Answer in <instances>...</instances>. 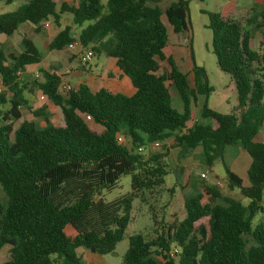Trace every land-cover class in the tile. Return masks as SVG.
<instances>
[{"label":"trees","instance_id":"16d2710c","mask_svg":"<svg viewBox=\"0 0 264 264\" xmlns=\"http://www.w3.org/2000/svg\"><path fill=\"white\" fill-rule=\"evenodd\" d=\"M68 1L26 0L17 10L0 14V35L6 38L22 24L35 32L46 21L60 27L61 17L69 15L80 28L77 38L65 27L48 43L49 52L78 40L83 48L115 60L94 91L80 83L61 93L63 76L54 69L40 70L42 79L32 88L59 108V121L42 107L32 111L23 97L25 87L18 83V71L42 61L33 41L22 37V51L8 56L0 45V250L8 247L1 264H54L53 256L58 264H82L76 253L80 248L98 256L112 254L123 240L133 200L143 201L145 192L158 193L169 172V147L163 144L146 155L137 149L170 137L182 153L200 147L209 167L223 162L227 148L246 153L249 186L225 170L228 185L248 204L212 187L196 190L184 204L182 221L152 216L149 234L129 237L121 264H264V140L257 141L264 124V7L252 9L243 24L221 13H205L211 52L234 85L236 106L220 114L204 103L200 118L206 123L189 128L197 98H207L213 88L195 64L190 45L194 86L164 54L168 28L175 36L189 30L188 2H172L163 13L165 24L148 0ZM159 62H166L168 70L160 71ZM173 91L181 111L172 104ZM22 108L41 117L44 125L21 120ZM123 137L128 148L118 142ZM125 175L130 176V193L106 202L103 193ZM204 194L222 204L203 203Z\"/></svg>","mask_w":264,"mask_h":264},{"label":"rangeland","instance_id":"374dc122","mask_svg":"<svg viewBox=\"0 0 264 264\" xmlns=\"http://www.w3.org/2000/svg\"><path fill=\"white\" fill-rule=\"evenodd\" d=\"M77 0H69V4L75 5ZM176 0H148V5L157 7L162 14L163 22L164 10ZM188 2V22L189 30L187 33L180 36H175L169 31V43L164 50L166 56H171L174 59L176 66L188 76L191 86H194V72L193 64L190 59L191 47L194 62L198 67L205 70L209 86L213 88L207 98L198 97L195 107H192V118L187 127L193 124H205L206 121L200 118V109L204 103L211 110L220 114H229L236 106L235 89L229 76L222 73L216 64V59L211 52V32L207 28L208 17L205 13H224L229 12L230 17H234L239 23L243 22L250 16L252 9H260L264 7V0H184ZM26 0H14L13 3L5 5L0 3V14L10 13L20 8ZM250 3L251 7L242 10V4ZM235 4L238 6L237 10H233L230 6ZM246 8V7H245ZM48 26H41L38 32H35L33 27L29 25H20L18 30L11 37H1V46L6 56L19 54L22 51L21 38L28 37L33 41L35 46L41 53L42 61L39 66L42 71L54 69L57 74L63 76L70 73L66 69L68 63L65 60L71 59L75 61L74 66L83 71L84 74H92L89 81L91 86H96L101 80L107 77V73L111 71L113 66L108 57L104 54H95L86 64L80 62L78 54L83 51V48H77L70 51L65 47L62 51L49 52L46 47L50 40L58 33V31L65 27L70 28L71 34L77 38L80 28L73 26L71 17L63 15L60 21V27L55 26L52 21H48ZM254 47H258V40H260L259 33L256 34ZM90 48V47H88ZM70 62V61H69ZM160 71H167L168 65L166 62H159ZM33 68V67H31ZM35 73L39 74V79H35ZM103 78H100L101 75ZM96 76V77H95ZM66 78V77H65ZM64 77L61 82H65ZM40 70L30 69L18 76V83L24 86L23 97L27 100L32 111H36L41 107L44 108V113L52 119L61 120L59 108L53 106L49 101H45L41 93L37 89L32 88L34 81H40ZM76 82V80H72ZM71 88H74L72 82H67ZM1 86V83H0ZM172 104L174 108L181 111V102L173 91ZM21 120L33 121L38 126H43L44 122L41 117H33L30 112L22 108ZM18 123L15 124V127ZM184 132V130H183ZM178 135V134H177ZM175 136V135H174ZM264 140V124L259 133L257 141ZM122 146L128 148L129 141L123 137ZM166 146L169 147V157L167 159L168 175L164 178V185L162 189L156 194H149L145 192L142 195L143 201L134 199L130 211V222L125 230L123 240L119 242L115 250L110 255L97 256L103 258L109 264H121L122 258L128 249L129 237L137 234L147 235L153 229L152 216L159 221L163 218L164 221H170L172 215L176 216L177 221H182L185 217L184 204L186 200L191 197L196 190L204 192L205 187H212L221 196L233 198L240 201L243 205L248 204V200L240 194L235 187L228 185L227 174L225 166L242 180L244 187L249 186L246 171L250 163L249 157L238 147L227 148L223 162L221 160L215 161L212 166H207L203 161L201 155V148L197 147L193 151L179 152L178 147L174 146V137H170L166 141ZM142 155L149 154L147 152L140 153ZM201 174L205 178L200 177ZM217 182L221 187L217 186ZM130 176L125 175L119 178L117 186L110 192H104L103 198L106 202L115 200L122 196L129 194ZM4 199L0 188V201ZM203 203H211L213 205H221V199L210 201V197L203 196ZM260 219V215L255 216L253 226ZM8 258V247H3L0 250V264ZM54 264H58L56 258L53 256Z\"/></svg>","mask_w":264,"mask_h":264},{"label":"crops","instance_id":"0c3cea01","mask_svg":"<svg viewBox=\"0 0 264 264\" xmlns=\"http://www.w3.org/2000/svg\"><path fill=\"white\" fill-rule=\"evenodd\" d=\"M241 6H243V7H241L242 8V10H244V9H247V8H250L251 7V4L250 3H245V4H242ZM233 10H237V8H238V6L237 5H235V4H232L231 6H230ZM246 7V8H245ZM228 13L229 12H226V11H224V13H222V15L223 16H225V17H229V18H232V19H234V20H236L234 17H230L229 15H228ZM250 14H251V12H250ZM22 25H29V24H22ZM29 26H31V25H29ZM32 27V26H31ZM1 37H3V36H1L0 35V38ZM28 38V37H27ZM0 45H1V40H0ZM78 58H79V54H78ZM109 60H110V62H111V65L113 66L114 64H115V60L114 59H111V58H109ZM70 61V62H69ZM65 62L66 63H68V65H67V67H66V69L68 70V71H70V73H68V74H66V75H62V74H59V75H62L65 79V82L67 83L68 81H70V82H72L73 83V85L76 87L78 84H80V83H85V84H87V86L90 88V90L91 91H94L95 89H96V87H97V85L96 86H91V84H90V81H89V79L92 77V76H94V75H92V74H84V73H82L83 71L81 70H79L78 69V67H76V66H74V63H75V61H71V59H67V60H65ZM40 64V63H39ZM39 64H37V65H33V66H29V67H27L26 68V71L25 72H27V71H29L30 69H33V70H42V69H40V67H38L39 66ZM31 67H33V68H31ZM36 74V73H35ZM92 75V76H91ZM62 77V78H63ZM96 77V76H95ZM104 77V75L102 74L101 76H100V78H103ZM76 80V82H73L72 80ZM62 81V80H61ZM259 136V135H258ZM258 136H257V139H258ZM165 146L167 145L166 144V142H165V144H164ZM166 147H168V146H166ZM179 152H180V150H179ZM169 157V156H168ZM199 191V190H198ZM177 220V218H176V216H174V215H172L171 217H170V221H168V222H173V221H176ZM76 253H77V255L81 258V262H82V264H109L108 262H106V261H104L103 260V258H97V256H95L94 254H92V253H90L88 250H86V249H82V248H80V249H77V251H76Z\"/></svg>","mask_w":264,"mask_h":264},{"label":"built area","instance_id":"2783aa9c","mask_svg":"<svg viewBox=\"0 0 264 264\" xmlns=\"http://www.w3.org/2000/svg\"><path fill=\"white\" fill-rule=\"evenodd\" d=\"M48 23H49V22L46 21V22H44L42 25H43V26H48ZM77 48H83V47L80 45V43H79L78 40H74V41L70 42V43L67 45V49L70 50V51H73V50H75V49H77ZM94 55H95V54H94V52H93L92 49H90V48H83V51H81V52L79 53L80 62L86 64L90 59H92V58L94 57ZM21 74H22V73H21L20 71H18V72L16 73L17 76H20ZM34 77H35V79H39V74L36 73ZM70 90H71V86H70L68 83H66V82H61V85H60V87H59V91H60L61 93H67V92H69ZM2 91H3V88L0 87V93H1ZM86 119L89 120V117H86ZM262 141H263V140H262ZM118 142L121 143V142H122V139H121V138H118ZM163 144H165V143H161V142H158V143H152V144H149V145H147V146H145V147H139V148L137 149V151H138L139 153H143V152L152 153V152L154 151L155 148H157V147H159V146H161V145H163ZM200 177L205 178V175H204V174H201ZM217 186L221 187V184H220L219 182H217Z\"/></svg>","mask_w":264,"mask_h":264}]
</instances>
